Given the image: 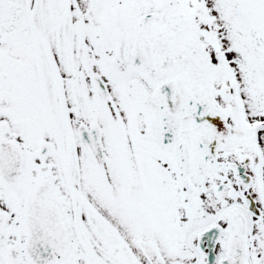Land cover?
Here are the masks:
<instances>
[{
	"label": "snow or ice",
	"instance_id": "snow-or-ice-1",
	"mask_svg": "<svg viewBox=\"0 0 264 264\" xmlns=\"http://www.w3.org/2000/svg\"><path fill=\"white\" fill-rule=\"evenodd\" d=\"M0 264H264V0H0Z\"/></svg>",
	"mask_w": 264,
	"mask_h": 264
}]
</instances>
